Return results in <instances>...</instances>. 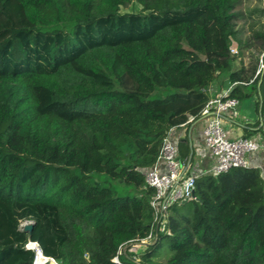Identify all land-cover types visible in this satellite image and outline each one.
<instances>
[{
    "label": "trees",
    "instance_id": "16d2710c",
    "mask_svg": "<svg viewBox=\"0 0 264 264\" xmlns=\"http://www.w3.org/2000/svg\"><path fill=\"white\" fill-rule=\"evenodd\" d=\"M240 2L0 0L26 23L0 39V264H33L29 241L62 264H119L155 227L145 171L169 130L201 118L227 81L264 114V31L242 39ZM156 233L122 263L264 264L261 170L201 173Z\"/></svg>",
    "mask_w": 264,
    "mask_h": 264
},
{
    "label": "built area",
    "instance_id": "2783aa9c",
    "mask_svg": "<svg viewBox=\"0 0 264 264\" xmlns=\"http://www.w3.org/2000/svg\"><path fill=\"white\" fill-rule=\"evenodd\" d=\"M231 51L234 52L233 47H231ZM263 71L264 51L261 54L260 66L255 78ZM228 94L210 98L202 112V117L206 121L203 128L204 144L215 160L214 166L207 173L227 172L232 168L256 167L252 164L251 159L264 150V143L251 137L241 136L231 139L228 136L223 125L225 116L226 114L237 116L241 105L238 98L228 97ZM176 128L173 127L169 130L162 141L157 160L145 171L146 184L155 192L151 201L155 210V227L145 238L131 240L119 248L117 256L113 259L119 264H123L120 255L136 258L149 245L153 244L157 239L156 231L163 226L170 206L191 198L195 194L199 175L190 171L192 154L182 155L180 153L179 143L174 138ZM30 243L31 241L26 244V248L35 252L33 264H62L54 257L45 255L39 243L35 242L36 247H31ZM138 248L140 249L138 250Z\"/></svg>",
    "mask_w": 264,
    "mask_h": 264
},
{
    "label": "crops",
    "instance_id": "0c3cea01",
    "mask_svg": "<svg viewBox=\"0 0 264 264\" xmlns=\"http://www.w3.org/2000/svg\"><path fill=\"white\" fill-rule=\"evenodd\" d=\"M226 85V84H225ZM223 85L218 88L212 87L211 98H216L226 93H229L232 89V85L229 84L228 87ZM258 96H254L251 99L244 100L241 102L239 108V114L237 116L226 114L225 120L223 122L224 128L231 139H236L241 136H248L260 143H264V114L256 108L258 117L255 115L254 108ZM205 119L203 117L185 123L184 125L177 127L174 131V138L179 143L180 153L192 154V163L195 160V156H198V164L200 160L206 158L207 163L210 166L193 169L192 173L200 175L201 173H207L215 164L213 156L210 154L209 150L204 144L203 128L205 126ZM184 144L182 150L181 145ZM184 154V155H185ZM252 164L258 167L264 176V150L252 157ZM202 163V162H201Z\"/></svg>",
    "mask_w": 264,
    "mask_h": 264
},
{
    "label": "rangeland",
    "instance_id": "374dc122",
    "mask_svg": "<svg viewBox=\"0 0 264 264\" xmlns=\"http://www.w3.org/2000/svg\"><path fill=\"white\" fill-rule=\"evenodd\" d=\"M264 7L263 0H241L240 4L238 5L239 11H242L244 16L238 21L239 28L242 29L241 37L243 40H246L249 38L252 34L253 28H258L260 30L264 31V16H259V10ZM257 10V12H254ZM252 14V16H251ZM259 21V23H254V21ZM25 20L23 19L21 14H15L14 8L11 5H6L3 8H0V39L3 38L7 33H10L13 29L20 28L25 26ZM234 52L237 53V43H233L232 45ZM252 52L257 55L258 51L256 49H253ZM250 53L248 52V49L245 51L244 59L245 61H249L250 59ZM261 56L259 55V62H260ZM239 64H237L238 66ZM229 82H226V87L229 86ZM214 87V86H213ZM215 88V87H214ZM257 105V103H256ZM255 105V106H256ZM256 108H254L255 115L258 117ZM184 144L181 145V148L183 150ZM185 153H182L184 155ZM198 156H195V160L193 164L191 165L190 171L192 172L193 169H199L204 167H209L210 163L208 165L206 158H203L200 160V163L198 164L197 161ZM202 162V163H201ZM94 178L96 180L101 181L105 186L110 187H118L121 185V183L117 180L112 179L110 176L106 174H93ZM25 222V221H24ZM23 223V222H22ZM31 247H36V244L32 243ZM140 248H138L139 250ZM141 251V250H140ZM171 256V251L169 248V243L167 240H164L162 243V247L160 250L159 258H157L160 262H165L169 257Z\"/></svg>",
    "mask_w": 264,
    "mask_h": 264
},
{
    "label": "water",
    "instance_id": "95a60500",
    "mask_svg": "<svg viewBox=\"0 0 264 264\" xmlns=\"http://www.w3.org/2000/svg\"><path fill=\"white\" fill-rule=\"evenodd\" d=\"M21 229L25 232L32 233L33 231V222L30 220H26L21 224Z\"/></svg>",
    "mask_w": 264,
    "mask_h": 264
},
{
    "label": "bare ground",
    "instance_id": "6f19581e",
    "mask_svg": "<svg viewBox=\"0 0 264 264\" xmlns=\"http://www.w3.org/2000/svg\"><path fill=\"white\" fill-rule=\"evenodd\" d=\"M32 243H35V242H32V241H31L30 246H31ZM35 244H36V243H35ZM36 246H37V245H36Z\"/></svg>",
    "mask_w": 264,
    "mask_h": 264
}]
</instances>
